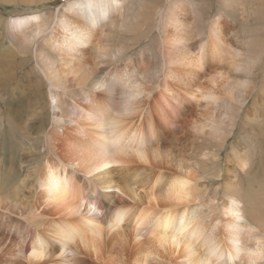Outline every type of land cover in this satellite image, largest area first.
<instances>
[{"label":"bare ground","instance_id":"6f19581e","mask_svg":"<svg viewBox=\"0 0 264 264\" xmlns=\"http://www.w3.org/2000/svg\"><path fill=\"white\" fill-rule=\"evenodd\" d=\"M127 1L73 0L63 7V36L52 47L63 58L57 69L62 77L53 81L76 83L82 102L67 112L68 126L43 133L56 158L37 179L30 209L40 223L33 229L27 222L15 257L23 264H264V195L246 192L240 181L253 157L264 156L256 147L259 139L264 143L256 131L264 126V0H218L229 20L218 14L203 33H195L188 0H168L158 13L156 47L118 65L126 47L104 52L91 37L108 22L114 25ZM236 17L248 27L242 40L230 34ZM45 18L9 20L11 36L25 47L47 37ZM43 50L37 58L52 67ZM90 52L97 61L87 69ZM98 64L114 68L90 81ZM12 80L0 75V93L14 121L29 103L7 95ZM40 90L28 84L22 94ZM255 90L252 111L240 122L237 143L244 144L232 149L231 169L221 170L220 158ZM51 102L54 111L62 105L54 93ZM208 163L220 167L214 176L223 184L221 203L200 192L206 177L199 170ZM263 168L260 163L258 170ZM117 171L119 179L108 181L109 172ZM99 173L106 178L93 180ZM127 177L140 187L137 200L118 193L103 198L110 186L127 188ZM213 213L220 220L206 226Z\"/></svg>","mask_w":264,"mask_h":264},{"label":"rangeland","instance_id":"374dc122","mask_svg":"<svg viewBox=\"0 0 264 264\" xmlns=\"http://www.w3.org/2000/svg\"><path fill=\"white\" fill-rule=\"evenodd\" d=\"M188 1L192 5L191 14L197 24L195 33L205 32L208 23L218 14L229 20L221 13L223 10L218 0ZM72 2L73 0H0V75L5 74L8 78L13 79L6 89L7 95L14 96L16 101L19 99L29 103V106L25 105L18 109L22 113L21 119L13 121L10 119L5 107L8 98L0 93V198H6L5 202L0 203V264H23L15 257V252L21 244L20 234L27 230L28 221H32L29 227L33 229L40 223L37 219L34 220L31 215L33 210L30 209L35 205L37 199V179L45 164L56 158L52 154L51 147L53 146L49 143V136L45 138L44 134L46 133L44 132L49 134L53 127L60 129V127L68 126L67 112L70 111L73 103L82 102V96L76 83L62 80L60 84H56L53 81L54 76L62 77L57 69L60 68L63 58L52 48L63 36L58 20L64 16L63 7ZM167 5L168 0H154L151 3L148 0H128L122 16L114 17V25H111L110 21L104 27L102 33L97 31L92 35V44L103 47L104 52L109 47H126L118 65L129 59H134L146 47H156L155 38L159 36L158 13ZM195 8L198 9V12L195 11ZM34 14L46 15L45 19L49 31L47 37H39L28 44V47H25L19 41V38L11 36L9 20ZM110 19L111 16H109ZM70 20L74 23L79 22V19L76 18H70ZM232 22L234 27H229L230 34L233 30V33L238 35V40L246 38L245 32L248 27L239 23L237 17ZM47 38L50 39L49 44L44 43ZM40 48L44 49L45 57L54 62L52 67H46L37 58L36 51ZM89 54L87 69L92 68L97 61L96 59L93 60L91 52ZM96 67L98 72L93 73L90 81L96 80L97 76L105 77L114 68L113 65L109 64H98ZM262 69L263 65L260 66L258 72L257 85L261 80ZM53 70L56 71L53 72ZM51 78L52 80H49ZM135 79L130 78L129 80ZM28 84L38 85L41 88L40 92L33 93L31 91V96H24L22 92L28 90ZM51 93L57 94L62 101L59 110H53ZM255 96L256 90L246 106L242 108L238 128L228 140L223 156L220 158L221 170L231 169L227 161L232 160V149L244 144L241 139L237 143L241 133V123L247 111L249 109L252 111ZM60 118H64V121L54 123V119L59 120ZM256 131L264 135L262 123ZM256 147L264 151V143L261 139H259ZM260 163H264V156L262 154L255 155L247 174L240 178L242 187L245 190L247 189L246 192L248 193H255L259 190L258 192L264 195V168L262 171L258 170ZM218 167L215 164L208 163L199 170L200 175L206 177L203 180L204 184H202L204 187L200 189V192L203 191L207 198H215L221 203L224 199L223 184L219 178L214 176L218 171ZM118 173L119 171L109 172L108 176L110 178H107V180L119 179ZM101 174H96L93 180L99 182L106 178L107 175L103 174L102 176ZM139 179L141 180L140 176ZM127 180V188L123 189V185H114L116 188L110 186L108 193H104L103 198L105 196L112 197L118 193L128 202L137 200L136 194L141 196V193H139L140 187L137 186V189L136 185L129 183L128 177ZM118 189L122 191L119 192ZM218 214L213 213L206 226H212L214 218L220 220ZM80 258L84 257L80 256Z\"/></svg>","mask_w":264,"mask_h":264}]
</instances>
